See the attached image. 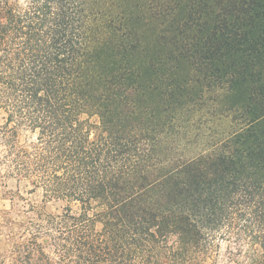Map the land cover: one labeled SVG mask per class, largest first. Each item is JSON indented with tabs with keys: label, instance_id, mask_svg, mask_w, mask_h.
I'll list each match as a JSON object with an SVG mask.
<instances>
[{
	"label": "trees",
	"instance_id": "16d2710c",
	"mask_svg": "<svg viewBox=\"0 0 264 264\" xmlns=\"http://www.w3.org/2000/svg\"><path fill=\"white\" fill-rule=\"evenodd\" d=\"M9 180L0 264H264V0H0Z\"/></svg>",
	"mask_w": 264,
	"mask_h": 264
},
{
	"label": "rangeland",
	"instance_id": "374dc122",
	"mask_svg": "<svg viewBox=\"0 0 264 264\" xmlns=\"http://www.w3.org/2000/svg\"><path fill=\"white\" fill-rule=\"evenodd\" d=\"M5 185H6L5 187L0 185V215L10 208V197H9L10 192L11 191L15 192L17 190L16 182L13 180L7 181ZM20 189L23 193L25 192L23 185H21ZM24 196L36 202H40L41 200L38 192L32 195L24 193ZM61 206H62L61 203H48L46 205V209L49 212H59L61 209ZM2 250H3V246L0 245V252ZM219 264H222V263H219Z\"/></svg>",
	"mask_w": 264,
	"mask_h": 264
}]
</instances>
